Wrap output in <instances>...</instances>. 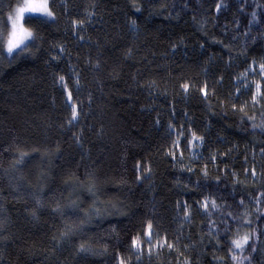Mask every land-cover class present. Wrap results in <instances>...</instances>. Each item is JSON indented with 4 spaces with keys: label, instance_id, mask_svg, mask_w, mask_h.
<instances>
[{
    "label": "trees",
    "instance_id": "obj_1",
    "mask_svg": "<svg viewBox=\"0 0 264 264\" xmlns=\"http://www.w3.org/2000/svg\"><path fill=\"white\" fill-rule=\"evenodd\" d=\"M48 1L10 55L0 0V264H264V0Z\"/></svg>",
    "mask_w": 264,
    "mask_h": 264
},
{
    "label": "rangeland",
    "instance_id": "obj_2",
    "mask_svg": "<svg viewBox=\"0 0 264 264\" xmlns=\"http://www.w3.org/2000/svg\"><path fill=\"white\" fill-rule=\"evenodd\" d=\"M45 0H20L19 5L12 11L11 15L9 16V34L5 41V50L8 49V42L11 40L13 43H19V48H15L13 52H17L25 48L29 45L32 41V34L28 36V33L31 31L24 25V19L26 17H34L39 19H51V16L44 14L42 11H31V12H24L20 13L19 9L26 5H30L35 9H40L44 5ZM47 10H49V1L47 0ZM8 52V51H7ZM264 64L262 65H253L248 71L242 73L236 83L237 92L240 97H245V94H249L250 97L246 101V105L249 103L255 102L259 99L261 88L264 84ZM135 248H137L135 246Z\"/></svg>",
    "mask_w": 264,
    "mask_h": 264
},
{
    "label": "snow or ice",
    "instance_id": "obj_3",
    "mask_svg": "<svg viewBox=\"0 0 264 264\" xmlns=\"http://www.w3.org/2000/svg\"><path fill=\"white\" fill-rule=\"evenodd\" d=\"M37 10L42 11L44 14H46V15H48V16H51V15H52V13H51L50 11L47 10V0H45L44 5H43L40 9H35V8L31 7L30 5H26V6L21 7V8L19 9L20 13H24V12H26V11H27V12L37 11ZM28 36H31V33H28ZM21 43H23V41H20L19 43H13L11 40H9V42H8V49H7L8 53L11 55L12 52H13V50H14L15 48H19V47H20V44H21ZM262 67H264V66H262ZM61 79H63V78H61ZM75 118H76V112H75V110H74V112H73V119H75ZM213 206L215 207V204H214V203H213ZM150 227H151V226H149V228H150ZM149 235H150V233H149ZM133 244H134L137 248H139V243H138V241H134ZM234 244H235V247H237V248H240V247L242 246V245L240 244L239 241H234ZM169 247H171V245H169ZM234 258H235V257H234ZM121 264H124V262L121 261Z\"/></svg>",
    "mask_w": 264,
    "mask_h": 264
}]
</instances>
